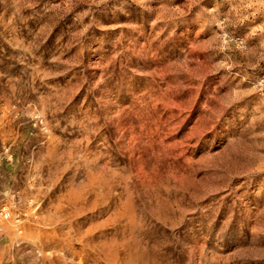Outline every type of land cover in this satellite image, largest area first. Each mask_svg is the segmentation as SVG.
<instances>
[{
  "label": "rangeland",
  "instance_id": "1",
  "mask_svg": "<svg viewBox=\"0 0 264 264\" xmlns=\"http://www.w3.org/2000/svg\"><path fill=\"white\" fill-rule=\"evenodd\" d=\"M0 264H264V0H0Z\"/></svg>",
  "mask_w": 264,
  "mask_h": 264
}]
</instances>
